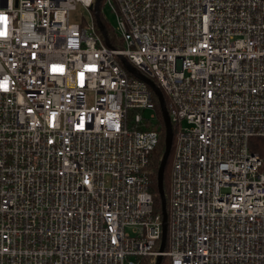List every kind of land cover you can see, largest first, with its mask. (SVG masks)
Instances as JSON below:
<instances>
[{
    "label": "built area",
    "instance_id": "2783aa9c",
    "mask_svg": "<svg viewBox=\"0 0 264 264\" xmlns=\"http://www.w3.org/2000/svg\"><path fill=\"white\" fill-rule=\"evenodd\" d=\"M95 2L0 0V264H264V0H101L118 49ZM122 56L176 129L164 251L155 94Z\"/></svg>",
    "mask_w": 264,
    "mask_h": 264
},
{
    "label": "trees",
    "instance_id": "16d2710c",
    "mask_svg": "<svg viewBox=\"0 0 264 264\" xmlns=\"http://www.w3.org/2000/svg\"><path fill=\"white\" fill-rule=\"evenodd\" d=\"M104 4L103 2L100 5V19L107 31L108 39L112 47L118 49L121 48V41L118 40V37L116 35V32L113 29L112 23L109 21V19L105 16V13L103 12ZM155 83L158 85V82L156 79H153ZM166 105L168 107L169 105V99L166 95H164ZM153 99L155 102V108L157 113V121L156 125L158 126V132H159V144L155 148V150L152 153L151 156V162L149 165V172H150V178H151V185H150V192L154 198V214L159 215L162 219V201L158 190V183H157V176H158V170L159 166L163 157V154L165 152V137H166V128L164 124V120L162 117L161 108L159 105L158 98L156 95H153ZM176 129L173 128V134L175 136ZM172 150L170 153V157L167 162V166L165 169L164 174V191L166 195L167 200V207H168V200H169V194H170V172L172 168ZM140 264H155V258L154 257H143L140 260ZM161 264H171L170 259L167 257H163Z\"/></svg>",
    "mask_w": 264,
    "mask_h": 264
},
{
    "label": "water",
    "instance_id": "95a60500",
    "mask_svg": "<svg viewBox=\"0 0 264 264\" xmlns=\"http://www.w3.org/2000/svg\"><path fill=\"white\" fill-rule=\"evenodd\" d=\"M100 5L101 0H96L95 4L92 6V9L95 13V18L97 22V26L103 35L106 44L111 47V44L108 39L107 31L100 19ZM120 61L123 64V66L135 77L146 83L153 93L156 95L159 101V105L162 112V117L164 120L165 128H166V137H165V152L163 154L159 170H158V176H157V183H158V190L162 201V237H161V243H160V250L164 251L167 243V227H168V210H167V200L166 195L164 191V174L165 169L167 166L168 159L170 157V153L172 150V144H173V128L171 124V120L169 117L168 109L166 106V101L163 92L161 91L160 87L149 77L145 76L142 73H139L135 66H133L128 59L125 57H120ZM162 257L158 256L156 257L155 264H161Z\"/></svg>",
    "mask_w": 264,
    "mask_h": 264
},
{
    "label": "rangeland",
    "instance_id": "374dc122",
    "mask_svg": "<svg viewBox=\"0 0 264 264\" xmlns=\"http://www.w3.org/2000/svg\"><path fill=\"white\" fill-rule=\"evenodd\" d=\"M103 12L105 13V15L107 16L109 21L113 22V15L108 10V8L103 7ZM69 20H70V22L82 23L83 25H85L86 22H88L90 20V16H89L88 12L82 6L79 5L75 10L70 12Z\"/></svg>",
    "mask_w": 264,
    "mask_h": 264
}]
</instances>
